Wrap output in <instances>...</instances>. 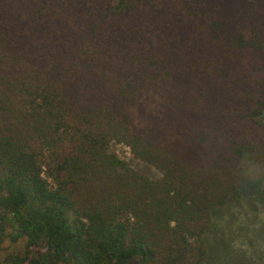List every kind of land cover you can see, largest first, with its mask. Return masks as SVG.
<instances>
[{"label":"trees","instance_id":"16d2710c","mask_svg":"<svg viewBox=\"0 0 264 264\" xmlns=\"http://www.w3.org/2000/svg\"><path fill=\"white\" fill-rule=\"evenodd\" d=\"M246 200L264 0H0L2 264H264L215 239Z\"/></svg>","mask_w":264,"mask_h":264},{"label":"rangeland","instance_id":"374dc122","mask_svg":"<svg viewBox=\"0 0 264 264\" xmlns=\"http://www.w3.org/2000/svg\"><path fill=\"white\" fill-rule=\"evenodd\" d=\"M114 152L122 160L128 161L130 158L127 149L124 147L117 146ZM246 201H242L240 207L237 205L230 210V213H233V218L229 222L226 217H222L225 220L221 223L222 229L215 233V239H218L220 251H222L220 244H223L226 246V251H232L231 254L234 250L241 251L246 255L257 249L264 252V241L262 240L264 236L258 237L260 232H264V213H259L257 210L254 213V207H257V205L252 203V207L248 208L250 201ZM214 241L217 243L216 240ZM217 247L215 251H218ZM16 249V247L8 246L4 243L0 250V263H3L6 254ZM216 264H219V262Z\"/></svg>","mask_w":264,"mask_h":264}]
</instances>
